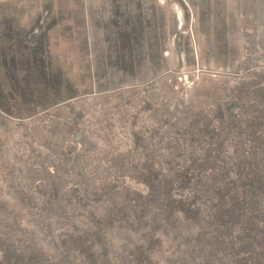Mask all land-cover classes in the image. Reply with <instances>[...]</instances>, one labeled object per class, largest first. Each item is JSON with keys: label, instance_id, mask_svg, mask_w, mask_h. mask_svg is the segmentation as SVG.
<instances>
[{"label": "flooded vegetation", "instance_id": "af4514ba", "mask_svg": "<svg viewBox=\"0 0 264 264\" xmlns=\"http://www.w3.org/2000/svg\"><path fill=\"white\" fill-rule=\"evenodd\" d=\"M135 22L145 34L160 29L164 39L180 40L182 52L200 51V56L187 54L184 65L212 77L205 100L183 115L170 112L166 70L182 65H172L164 52L157 61L142 52L132 57L129 81L120 86L127 84L129 97L104 95L112 101L106 110L101 100L71 105L75 89L61 98L48 93L43 107L36 98L28 104L5 86L13 75L0 56V106L17 113L30 106L34 111L24 119L47 113L45 119L56 125L47 130L46 148H31V155L28 150L35 170L21 169L26 161L0 147V264H100L107 248L103 227L80 223L94 213L171 216L159 237L148 241L143 232L150 258L142 255L141 264L155 262L160 246L163 255L174 249L177 263L264 264V0H161L144 5ZM200 57L206 66H199ZM94 106L97 115L91 113ZM114 111H122L113 123L116 136L99 124L98 139L71 146L89 132L90 115L99 123ZM70 153L78 158H65ZM46 168L52 170L44 176ZM41 181L43 188L35 184ZM28 184L25 198L11 197Z\"/></svg>", "mask_w": 264, "mask_h": 264}, {"label": "rangeland", "instance_id": "374dc122", "mask_svg": "<svg viewBox=\"0 0 264 264\" xmlns=\"http://www.w3.org/2000/svg\"><path fill=\"white\" fill-rule=\"evenodd\" d=\"M90 1L95 0H81V3L83 5L84 2H86L87 5H89ZM104 1L110 2L112 0ZM117 1L121 4L128 3L129 7V0ZM28 2H30L31 5L26 6V3ZM75 2L76 0H1L0 22L3 21V18L12 17L14 12L17 10L16 8H22L21 6L23 5L24 7L22 9L23 11L21 12L22 15L20 19L21 23L26 22L27 16L36 17L35 20L37 28H40L41 26L44 28L47 23L51 24L52 18L55 21L53 25L51 24L52 28L47 30L45 28L42 30H37L36 33L38 40L44 39L39 37L41 34H44V37L48 35L49 52H45V54L51 60V70L54 71L51 72V78L48 79V81L51 80L53 83H47L44 86L39 84V86H35L37 87L36 89L34 88L35 90L33 89L34 98H36L38 101H42L40 102V106L42 105L43 107L46 103L45 99L48 97V93L51 95L54 91V96L58 97V95H60L58 98H61V95H64L62 94L63 92L75 89L74 95L77 97L70 101L71 105L79 104L88 107L92 100L98 103L101 100L100 106L106 110L107 106L111 105L110 103L112 101L109 100V98L104 99V95L110 94L112 92H118V97L121 98V100H124L125 96L129 97V88H123V86L126 87L127 84L125 83L122 88L120 86L122 82L129 81V70L132 68H130L133 59L132 57H136L138 55L140 56L143 53L117 52L115 40L113 45H109L107 47V52H104L106 41L104 42L99 40V38L104 37V33H101L95 26L94 15H92L89 8H85V10L82 12L74 9L76 8ZM48 3H51L49 7ZM124 7L127 8L126 5H124ZM28 10H30V13ZM19 12L20 11L17 10V13ZM107 15L109 16V13L105 14L104 17ZM120 16L123 18L126 17L124 14L123 16ZM1 29L2 26H0V33H2ZM34 29L36 30V28ZM159 30L160 29L151 31L149 36L151 46L148 48L150 56L154 61L159 60L163 53L157 52L156 47L153 46V42H155L154 39L157 37V35L159 37V33H161ZM167 38L169 39L170 36ZM168 39L166 40L165 38V40H161L162 43L164 41L166 43L167 50L164 53L166 54L167 59L172 65H176V63L178 65H182V68L179 71L168 73L169 68L166 70L167 74L165 78V84L167 91L170 94L168 110L172 113L183 115L191 108L194 103L205 100L207 97L206 85L212 79V77L207 72H200L199 68L191 70L190 67L188 68L186 65H184L186 64L185 58L187 54L190 57H193L194 55L200 56V51L182 52L183 46L180 43V40H176V42L179 43H176V45H173L172 47L171 39ZM141 44L142 42L136 41L133 46H127L126 49L129 50V48L131 49L132 47L133 49H138ZM201 44H203L202 41L197 42L196 49H198V45ZM191 48H194L193 43L191 44ZM254 62L255 60H251L250 63L254 64ZM191 64L193 63L191 62L189 66H191ZM198 64L200 67H204L206 66L207 62L204 58L200 57ZM56 71L61 72L64 81L59 82L60 76ZM214 77L218 78L216 75ZM98 82H100V84L103 83L102 86L104 88L99 90ZM110 82H114V84L118 83L119 85H113V87L108 86L105 88V83L108 85ZM69 83L74 88H72ZM99 91L101 94H99ZM72 93L73 92H70L69 94L71 95ZM98 94L103 98L99 99ZM95 105L98 106L99 104ZM96 106H94L91 111L92 114L93 112L95 113L93 115H97L98 111H96ZM39 107H37V109H40ZM25 110L26 112L17 113L14 111H8L4 109V107L0 106V147L2 149L5 148L6 150L10 149L8 153L9 155L14 154L13 157H16L14 158L16 161H26V168L22 167L21 169L32 168L35 170L36 168L29 157L31 155L30 149L46 148V146L49 144L47 130H52L53 128L55 129L56 125L54 126L53 121L45 119V115H47V113H41L37 116L33 115V117H30L29 119H24L34 111L31 110L30 106H26ZM121 115L122 111H119L118 113H115L114 111L112 115L103 117L99 123L95 122L93 116L90 115L89 125L91 124V126L90 128L88 127L89 132L83 131L82 140H72L71 146H76V144L78 146V144L82 143L87 137L88 139L92 138L91 141L96 138L98 139L99 136H97L96 131L99 124H104L102 129H106L110 136H116L118 127H115L113 123L119 122ZM11 142H13V146L11 145ZM93 144L97 145L96 142ZM28 150L30 155L28 154ZM41 151L43 152L42 149ZM93 151H95V149ZM13 157L11 156V158ZM65 158H69V160H76L78 157L75 153H70L65 155ZM43 160L46 161L45 156L43 157ZM43 170L46 173L44 176H46L51 172L52 169L46 168ZM36 176L41 177V174L38 173ZM43 182L44 181L36 182L35 184L36 186L43 188L46 186ZM30 183H32V181ZM40 184L43 185L40 186ZM27 186L29 187V184L25 187L22 185L20 192L21 194L19 191H17V189L13 190L11 197L25 198V194L28 195L30 193V190L26 189ZM35 203L39 202L35 200ZM24 209L25 207L22 203V212H24ZM143 215L144 213H131L130 215L127 214L126 216H121L119 214L107 215L94 213L85 214V217L81 218L80 223L83 226L94 228V226L100 225L103 227L101 240L107 242V248H105L106 258H103V261H101L100 264H108V261L109 264H141V262H143V260H141L142 255H149L150 258L149 248L147 245H145L144 240L142 239L143 232L146 233V237L148 238V241H150V237L160 236L159 232L162 229L161 225L164 221H172L173 219L171 216H165L162 214H150L148 217ZM80 216H82V214ZM36 218L37 213L31 212V219ZM39 221L40 222L37 221L36 225L38 226V229H40V232L43 233L45 228L42 226V220H40V218ZM71 227L77 228V225H71ZM108 233L114 235L112 240L109 238ZM189 236L190 235H187L188 239H190ZM39 238V235H37L35 241H38ZM131 239H135L137 244L134 242H129ZM122 241L124 242L121 243ZM117 242L119 243L117 244ZM176 249L181 250L180 247H177ZM161 251L162 249L160 246L155 253V262L150 259L151 264H191L188 259H182L180 261L178 260V263L175 262L176 251H174V249H167L165 255H163Z\"/></svg>", "mask_w": 264, "mask_h": 264}, {"label": "crops", "instance_id": "0c3cea01", "mask_svg": "<svg viewBox=\"0 0 264 264\" xmlns=\"http://www.w3.org/2000/svg\"><path fill=\"white\" fill-rule=\"evenodd\" d=\"M160 1L129 0V7L128 3H122L127 6L125 8L117 0L110 2L95 0L90 1L89 5L84 2V6L81 0H76V8L74 9L80 12L84 11L85 8L90 9V12L94 15L95 26L101 33H104V37L99 38L101 41H106L104 52H107L109 45H113L114 40L117 52H149L151 46L150 33L145 34L143 28L137 27L135 19L142 18V7L144 5L147 7L150 5L155 6ZM50 4L48 3V7ZM27 5H31L30 2L26 3ZM21 7L16 8L20 11L19 13L16 10L12 17L3 18V21L0 22V26H2V33H0V56H3L4 64L9 67L7 71L13 75V82H10L6 78L4 82L5 86H10L19 91L23 100H25L24 102L30 104L35 99L32 88H37L33 86H39V84L46 85L51 72H54L51 70V60L45 54V52H49L48 35L44 37L45 35L42 34L39 37L44 39L38 40L36 33L37 30L52 28L51 24L53 25L55 21L52 18L51 24L47 23L44 28L42 26L37 28L36 17L27 16L26 22L21 23V12L24 5ZM28 12L30 13V10ZM107 13H109V16L104 17ZM123 14L126 15L125 18L120 16H123ZM147 18H150V16ZM169 39H171V46H175L176 40L172 36ZM161 40L165 39L159 33V37L157 35L154 39L155 42H153V46L156 47L157 52H165L167 50L165 41L162 43ZM136 41L142 42L138 49H133V47L129 48V50L126 49L127 46H133ZM60 81L64 80L60 78Z\"/></svg>", "mask_w": 264, "mask_h": 264}]
</instances>
